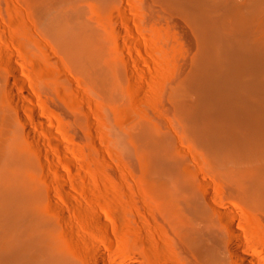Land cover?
Listing matches in <instances>:
<instances>
[{"label": "bare ground", "instance_id": "6f19581e", "mask_svg": "<svg viewBox=\"0 0 264 264\" xmlns=\"http://www.w3.org/2000/svg\"><path fill=\"white\" fill-rule=\"evenodd\" d=\"M238 1L150 0L149 7L154 14L158 5L176 6L190 23L199 25L198 55L193 61L192 54L186 59L192 65L185 60L191 65H188L190 72L187 71L185 82L172 87V96L183 108L193 93L200 94L199 104H195L198 98L195 94L192 96L195 102L191 98L192 104L187 102L189 107L186 106L193 120L192 136L224 164L232 165L230 175L237 185L253 187V194L264 199V165L242 168L239 162L234 163L264 156V0ZM15 2L8 3L17 8ZM18 2L32 16V20L29 17L27 20L19 14L24 18L18 21H24L17 37L19 42L6 34L8 27L0 25V264H82L63 243L62 220L66 212L63 195L61 202L48 184L51 174L42 163L44 155L48 164L64 176L65 165L56 162L53 152L67 156L72 148L63 145V135L58 132L53 116L36 101L35 85L39 79L32 70L26 71L21 53L25 51L39 59L48 55L56 64L60 58L63 77L48 74L47 83L63 90V95H69L78 83L109 103L122 106L126 100L124 73L133 69L121 51L124 23L129 27L133 21L129 15L131 5L129 0ZM0 14L4 19L3 13ZM28 21H34V27L25 24ZM14 31L16 35L17 30ZM44 41L55 45H52L55 56L47 53ZM132 58L141 63L137 56ZM146 58L143 59L148 62L150 59ZM174 70L177 76L180 71ZM47 78L44 76L42 80ZM170 136L146 122L125 133L126 141H133L143 159L150 161L148 175H157L154 180L147 179L145 204L152 213L160 214L175 224L177 230L185 232L203 256L219 264L217 252L207 243L210 230L196 226L198 219L208 220L209 216L194 193L191 175L181 170L187 160L177 154ZM67 185L56 188L61 194L66 193V203L82 207L81 200L71 198ZM102 228L107 230L108 225L104 223ZM233 236L239 235L233 231ZM236 244L232 243L231 248L237 264H257L254 257L244 255ZM94 264H109L99 249Z\"/></svg>", "mask_w": 264, "mask_h": 264}, {"label": "rangeland", "instance_id": "374dc122", "mask_svg": "<svg viewBox=\"0 0 264 264\" xmlns=\"http://www.w3.org/2000/svg\"><path fill=\"white\" fill-rule=\"evenodd\" d=\"M10 1H16L19 8L9 4ZM129 3V15L133 21L129 27L124 23L122 39L128 42L131 49L123 42L121 51L133 69L124 73L126 100L122 106L109 103L98 93L87 91L78 83L69 95H63V90L47 83L50 79L47 78L48 74L63 77L60 58L56 64L48 55L45 59H39L27 55L25 51L21 53L26 71L27 68L32 70L39 79L35 85L36 101L43 104L53 116V121L60 124L54 122L58 132L63 135V145L72 148V153L69 151L67 156L53 152L56 162L65 165L64 176L48 164L46 156H42V163L51 174L48 184L61 202L63 195L65 247L82 264H94L97 249L105 254L109 264H217L194 248L185 232H180L171 221L147 208V179L154 180L157 175H148L147 162L150 161L143 159L133 141L124 138L126 132L146 122L171 135L179 152L177 154L187 160V165L181 166V170L191 175L189 180H193L194 193L209 216L208 220L198 219L196 226L210 230L207 243L217 252L219 264H237L232 243H237L244 255L254 257L257 264H264V199L253 194V187L237 185L230 175L232 165L224 164L204 146L202 148L192 136L190 128L193 120L186 106L194 103L197 97L199 99L195 104L200 101V94L193 93L191 98L196 94L195 98L192 102L189 98V104L186 102L183 108L178 99L174 100L172 96L176 83L185 82L187 71L190 72L187 62L190 63L198 55L199 25L190 23L176 6L158 5L153 14L149 7L150 0H129ZM20 5L18 0H0V12L4 17L0 14V25L8 27L6 34L13 35L16 43L19 42L17 37L24 22H18L24 20L20 17L32 20V16H28L29 13L22 8L26 6ZM19 14L22 16L19 17ZM31 22L25 24H32V27L34 21ZM39 40L42 41V38ZM45 45L47 53L55 56L52 48L55 45H51L50 41H46ZM61 55L63 58V52ZM132 56H137L141 63H136ZM146 57L150 59L148 62L144 61ZM187 58H191V61ZM173 70L182 72H177L176 76ZM44 76L47 79L42 80ZM176 103L179 105L176 106ZM183 112H186V116ZM182 150L186 153L182 154ZM244 153L247 152L241 151V154ZM256 158L255 161L254 158L246 159L244 163V159H241L234 163L239 162L242 168L264 165V156L257 158L258 161ZM65 183H68L67 191L71 198L81 200L82 207L66 203V193L61 194L56 188ZM101 222L108 225L107 230H103ZM233 231L239 235L237 238L232 237Z\"/></svg>", "mask_w": 264, "mask_h": 264}]
</instances>
